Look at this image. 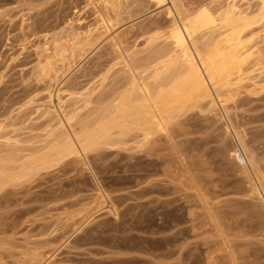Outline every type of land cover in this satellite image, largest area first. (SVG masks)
Here are the masks:
<instances>
[{"label":"rangeland","instance_id":"rangeland-1","mask_svg":"<svg viewBox=\"0 0 264 264\" xmlns=\"http://www.w3.org/2000/svg\"><path fill=\"white\" fill-rule=\"evenodd\" d=\"M263 1L0 0V164L16 157L8 166L19 173L0 186V264H264L258 52L243 54L220 98L187 107L145 147L133 131L120 147L96 144L29 174L21 166L83 120H102L134 76L152 82L146 58L171 45L172 18L209 9L219 31L202 30L198 44L225 46L222 16L236 2L257 50Z\"/></svg>","mask_w":264,"mask_h":264},{"label":"bare ground","instance_id":"bare-ground-1","mask_svg":"<svg viewBox=\"0 0 264 264\" xmlns=\"http://www.w3.org/2000/svg\"><path fill=\"white\" fill-rule=\"evenodd\" d=\"M155 1L160 5L166 3V0ZM198 10L193 17L182 16L180 24L178 20L172 18V29L170 28L172 37L169 36L172 38L169 42L171 45L155 50L146 58L148 63L143 71H150L153 77L152 82L145 81L146 74L142 75V82H139V79L134 76L128 87H125L126 89L118 97L116 96V101L105 106L104 110L109 108L108 111L105 110L106 113L102 112L105 116L98 115L100 118L103 117L102 120L95 122L83 120L80 132L74 130L73 136H71L72 134L63 136L60 134L61 137L54 139V145L50 143L51 147L56 148L51 151L47 150V153L41 154V156L21 161L24 172L29 174L36 169H49L62 157L72 154L78 156L77 154L81 150L85 152L96 144L120 147L121 144H125V137L133 131L139 132L140 137L143 136L141 141L139 140L141 142L139 147H145L155 133L167 129L169 121L175 115H180L187 107L198 105L204 99H209L214 103L215 97L220 98L225 89H230L233 85L232 75L236 69L240 70L242 61L247 59L244 57L245 55L243 56L245 52H248L249 57L258 52L255 63L264 62V35L257 37L262 44L257 50H252L254 45L247 47V42L255 40V38L244 39L245 32L251 29L253 21L243 16V11L239 9L236 2H233L222 16L227 26L232 25L231 28H228L231 32L225 38V46H219V42L223 39L216 40V36L206 42H210L209 44H204L205 49L199 46V33L202 30L213 29V33H216L219 29L216 28L214 12L209 9L200 8ZM168 12L172 14L170 8H168ZM262 14L264 15V1ZM217 34L219 36L221 33ZM211 40L214 41L211 42ZM213 93L216 94L214 98ZM82 123L80 122L79 126ZM57 154H59L58 157ZM234 156L241 159L243 163L247 161L251 164L255 163L252 157L245 156L240 151L235 152ZM14 158L16 157H9V159L1 161L0 186L10 177H19V173L13 176L14 174L9 171V163L16 164L18 162ZM244 166L246 167L245 164ZM255 170L254 172H256ZM15 179L17 180V178Z\"/></svg>","mask_w":264,"mask_h":264}]
</instances>
